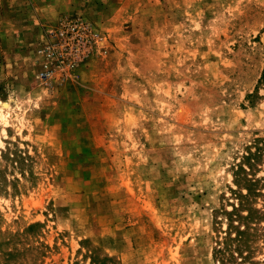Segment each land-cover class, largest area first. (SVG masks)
Here are the masks:
<instances>
[{
	"label": "rangeland",
	"instance_id": "rangeland-1",
	"mask_svg": "<svg viewBox=\"0 0 264 264\" xmlns=\"http://www.w3.org/2000/svg\"><path fill=\"white\" fill-rule=\"evenodd\" d=\"M101 12L105 53L71 78L35 79L38 37L20 75L0 65V264H221L237 166L264 190V0ZM256 243L224 264H264Z\"/></svg>",
	"mask_w": 264,
	"mask_h": 264
},
{
	"label": "crops",
	"instance_id": "crops-1",
	"mask_svg": "<svg viewBox=\"0 0 264 264\" xmlns=\"http://www.w3.org/2000/svg\"><path fill=\"white\" fill-rule=\"evenodd\" d=\"M116 1L27 0V4L24 7L16 8L14 12L4 11L0 14V18L7 19L3 20L4 22H2L0 27V49L9 46L11 52H13L9 56L8 50H5V52L0 51V65L5 64L3 63L4 60L9 61L10 71L20 75L30 51L31 43L44 30L56 27L59 20L63 17L79 15L90 19L98 16L99 11L104 12L105 7ZM76 73L78 74V71Z\"/></svg>",
	"mask_w": 264,
	"mask_h": 264
},
{
	"label": "trees",
	"instance_id": "trees-1",
	"mask_svg": "<svg viewBox=\"0 0 264 264\" xmlns=\"http://www.w3.org/2000/svg\"><path fill=\"white\" fill-rule=\"evenodd\" d=\"M264 80V68L260 75ZM259 152V150H258ZM257 154V153H256ZM233 173L234 188L228 187L232 195L229 209L220 207L216 210L219 215L214 218L215 224H220L223 219L225 227L217 231V240L212 248L217 262L224 264L235 258L241 262L249 261L257 251V237L264 230V190L259 184V178L240 174L243 168L239 165ZM259 185V187H257ZM261 206H257L258 201ZM220 233V235H219Z\"/></svg>",
	"mask_w": 264,
	"mask_h": 264
},
{
	"label": "built area",
	"instance_id": "built-area-1",
	"mask_svg": "<svg viewBox=\"0 0 264 264\" xmlns=\"http://www.w3.org/2000/svg\"><path fill=\"white\" fill-rule=\"evenodd\" d=\"M103 39L79 15L63 17L56 27L44 30L34 45L35 79L45 85L71 78L95 52L105 53Z\"/></svg>",
	"mask_w": 264,
	"mask_h": 264
},
{
	"label": "bare ground",
	"instance_id": "bare-ground-1",
	"mask_svg": "<svg viewBox=\"0 0 264 264\" xmlns=\"http://www.w3.org/2000/svg\"><path fill=\"white\" fill-rule=\"evenodd\" d=\"M3 105H4V106H6V105H7V103H3Z\"/></svg>",
	"mask_w": 264,
	"mask_h": 264
}]
</instances>
